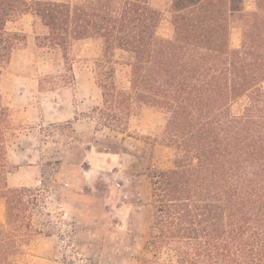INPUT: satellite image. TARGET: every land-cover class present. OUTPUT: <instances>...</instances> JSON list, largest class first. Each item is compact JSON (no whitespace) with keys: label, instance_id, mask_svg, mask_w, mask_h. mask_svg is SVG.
I'll return each mask as SVG.
<instances>
[{"label":"trees","instance_id":"16d2710c","mask_svg":"<svg viewBox=\"0 0 264 264\" xmlns=\"http://www.w3.org/2000/svg\"><path fill=\"white\" fill-rule=\"evenodd\" d=\"M170 1L172 35L162 37V14L150 0H0V264L27 255L32 229L25 189L7 186L18 133L1 90L28 39L8 24L27 14L35 46L59 56L66 72L73 45L99 41L92 72L100 100L89 113L98 130L123 133L134 106L160 113L173 156L148 176L156 232L145 264H264V0ZM116 50L130 55L125 88L115 79ZM65 75L49 77L50 90L73 81Z\"/></svg>","mask_w":264,"mask_h":264},{"label":"rangeland","instance_id":"374dc122","mask_svg":"<svg viewBox=\"0 0 264 264\" xmlns=\"http://www.w3.org/2000/svg\"><path fill=\"white\" fill-rule=\"evenodd\" d=\"M150 3L162 14L157 33L170 37L171 1ZM245 8L253 3L247 1ZM8 27L28 35L1 81L18 133L9 157L16 169L8 173L7 186L25 189L23 213L32 228L25 230L30 241L18 264H28L32 256L66 264H145L151 258L147 242L156 232L148 176L170 167L173 156L162 141L160 113L134 106L123 133L98 130L89 113L100 100L92 72L99 41L73 45L72 71L66 72L59 56L35 46L31 15ZM239 40L234 25L231 46L237 48ZM114 59L116 83L125 88L130 55L116 50ZM65 74L73 81L50 90L46 81ZM240 105L234 104V111ZM5 211L1 198L0 223Z\"/></svg>","mask_w":264,"mask_h":264},{"label":"crops","instance_id":"0c3cea01","mask_svg":"<svg viewBox=\"0 0 264 264\" xmlns=\"http://www.w3.org/2000/svg\"><path fill=\"white\" fill-rule=\"evenodd\" d=\"M28 264H66L59 261H51L44 257L32 256Z\"/></svg>","mask_w":264,"mask_h":264}]
</instances>
